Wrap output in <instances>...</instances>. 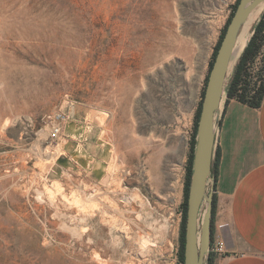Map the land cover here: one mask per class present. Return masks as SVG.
Returning a JSON list of instances; mask_svg holds the SVG:
<instances>
[{
	"label": "rangeland",
	"instance_id": "374dc122",
	"mask_svg": "<svg viewBox=\"0 0 264 264\" xmlns=\"http://www.w3.org/2000/svg\"><path fill=\"white\" fill-rule=\"evenodd\" d=\"M235 3L0 0V264H179L194 115Z\"/></svg>",
	"mask_w": 264,
	"mask_h": 264
},
{
	"label": "crops",
	"instance_id": "0c3cea01",
	"mask_svg": "<svg viewBox=\"0 0 264 264\" xmlns=\"http://www.w3.org/2000/svg\"><path fill=\"white\" fill-rule=\"evenodd\" d=\"M213 264H264V97L258 108L224 99L216 130Z\"/></svg>",
	"mask_w": 264,
	"mask_h": 264
},
{
	"label": "water",
	"instance_id": "95a60500",
	"mask_svg": "<svg viewBox=\"0 0 264 264\" xmlns=\"http://www.w3.org/2000/svg\"><path fill=\"white\" fill-rule=\"evenodd\" d=\"M259 7L263 11L264 0H239L208 73L197 123L187 195L183 264H206L209 255L212 197L215 191L211 166L216 150V130L226 99L227 80L231 78V71L253 34V27L239 55L236 49L238 37L250 15ZM203 204L205 209L201 214Z\"/></svg>",
	"mask_w": 264,
	"mask_h": 264
},
{
	"label": "trees",
	"instance_id": "16d2710c",
	"mask_svg": "<svg viewBox=\"0 0 264 264\" xmlns=\"http://www.w3.org/2000/svg\"><path fill=\"white\" fill-rule=\"evenodd\" d=\"M238 2L239 0H236V3L233 6V9L229 15V18L227 19L223 27V30L219 36V39L213 49V53L209 61L208 73L212 67L215 55L217 53L221 40L224 36L226 28L230 22V19L236 9ZM260 14L261 16L257 24L253 27V34L251 38L249 39L246 47L244 48L241 56L239 57L234 67L231 78L229 79V82L225 88L226 101L234 99L237 102L247 105L248 107H251V108H258L264 97V59L262 60L263 67H261L258 70L256 79L252 80L249 74L250 69L254 66V64L256 63V60L260 56L261 48L264 44V9L262 11V7H259L256 10H254L253 13L250 15V17L255 15V17L257 18ZM208 73L204 80V87L201 92V100L199 102V105L194 115L193 132H192L191 140H190V152H189L187 167H186L185 184H184V190H183V202L181 205L182 218H181L179 249H178L179 264H183L184 228H185L186 209H187V195H188V188H189L191 171H192V159H193V152H194V147H195L197 123H198V118H199V114L201 110V102H202L203 95H204V89H205V85L207 82ZM219 156H220L219 150L216 149L213 160H212V166H211V175L213 176V179H214V186H215V182L217 179V168H218ZM215 212H216V194L214 193L212 197L210 238L213 236V232H214ZM206 264H213L212 255L210 254L208 255Z\"/></svg>",
	"mask_w": 264,
	"mask_h": 264
},
{
	"label": "built area",
	"instance_id": "2783aa9c",
	"mask_svg": "<svg viewBox=\"0 0 264 264\" xmlns=\"http://www.w3.org/2000/svg\"><path fill=\"white\" fill-rule=\"evenodd\" d=\"M71 112L69 110L66 111H54L51 113L49 118V138L50 140L57 141L63 132L64 124L71 119ZM225 246L222 239L218 236H212L210 238V244H209V254L214 257L220 256L224 253Z\"/></svg>",
	"mask_w": 264,
	"mask_h": 264
},
{
	"label": "bare ground",
	"instance_id": "6f19581e",
	"mask_svg": "<svg viewBox=\"0 0 264 264\" xmlns=\"http://www.w3.org/2000/svg\"><path fill=\"white\" fill-rule=\"evenodd\" d=\"M247 23V22H246ZM246 23H245V25H246ZM245 25L243 26V28L245 27ZM243 28H242V30H241V32H240V35L242 34V31H243ZM239 35V37H238V40H237V46H241V48L244 46V44H245V42H246V40H245V35L243 36V35H241L240 36ZM242 50V49H241ZM46 127V126H45ZM46 130H48V129H46ZM48 134V133H47ZM46 135V134H45ZM45 135H43V136H45ZM41 140V139H40ZM49 140V139H48ZM43 141V140H42ZM52 141V140H51ZM36 143H37V140H36ZM35 143V144H36ZM44 143V142H43ZM55 143V142H54ZM50 144V143H49ZM36 147H37V145H35ZM48 146V145H47ZM44 147H45V145H44ZM43 148V147H42ZM60 147H59V144H54V145H52V144H50L49 145V147H46L45 149H44V153H47V157L49 158V159H54L53 157H54V155L55 154H57L58 152H59V149ZM51 151H53V153L51 152ZM64 152V151H63ZM58 155V154H57ZM65 158V157H64ZM39 160V159H38ZM54 161V160H53ZM40 162V161H39ZM43 162V161H42ZM53 163V162H52ZM45 164V163H44ZM48 164V163H47ZM113 168V167H112ZM114 169V168H113ZM116 170V169H115ZM109 174V173H108ZM108 177V176H107ZM45 178V177H44ZM112 180V179H111ZM105 182V181H104ZM104 184V183H103ZM59 187V186H58ZM51 188V187H50ZM92 188V187H91ZM56 189V188H55ZM59 189V188H58ZM93 189V188H92ZM60 190V189H59ZM111 190H113V188L111 189ZM55 192H57V191H55ZM100 192V191H99ZM98 193V192H97ZM91 194V193H90ZM93 195H94V193H93ZM92 197V196H91ZM121 197V196H120ZM131 197H133V198H135V196H129V198H131ZM122 198V197H121ZM125 198V197H124ZM92 200V198H90V199H88V201H91ZM94 200V199H93ZM119 200H121V199H119ZM123 200V199H122ZM115 210V209H114ZM104 212V211H103ZM83 221V220H82ZM109 225V224H108ZM81 229H83V228H81ZM109 229V228H108ZM142 248H144L143 247V245H142ZM149 252H148V250H144V251H142L141 253H140V256L142 257V258H145L146 256H147V254H148ZM97 258V257H96Z\"/></svg>",
	"mask_w": 264,
	"mask_h": 264
}]
</instances>
